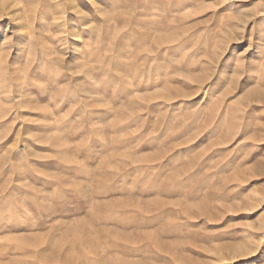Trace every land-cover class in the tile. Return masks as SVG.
<instances>
[{
    "label": "rangeland",
    "instance_id": "rangeland-1",
    "mask_svg": "<svg viewBox=\"0 0 264 264\" xmlns=\"http://www.w3.org/2000/svg\"><path fill=\"white\" fill-rule=\"evenodd\" d=\"M0 264H264V0H0Z\"/></svg>",
    "mask_w": 264,
    "mask_h": 264
},
{
    "label": "bare ground",
    "instance_id": "bare-ground-1",
    "mask_svg": "<svg viewBox=\"0 0 264 264\" xmlns=\"http://www.w3.org/2000/svg\"><path fill=\"white\" fill-rule=\"evenodd\" d=\"M228 186V185H227ZM226 190V189H225ZM224 191V190H223ZM226 195H228V194H226ZM226 197V196H225Z\"/></svg>",
    "mask_w": 264,
    "mask_h": 264
}]
</instances>
